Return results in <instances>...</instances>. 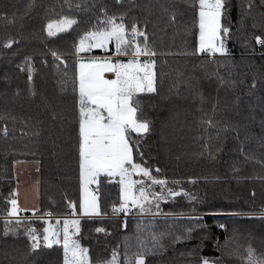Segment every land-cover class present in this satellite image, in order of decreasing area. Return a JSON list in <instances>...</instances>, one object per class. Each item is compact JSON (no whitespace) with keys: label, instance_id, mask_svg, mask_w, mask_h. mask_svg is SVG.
I'll list each match as a JSON object with an SVG mask.
<instances>
[{"label":"trees","instance_id":"1","mask_svg":"<svg viewBox=\"0 0 264 264\" xmlns=\"http://www.w3.org/2000/svg\"><path fill=\"white\" fill-rule=\"evenodd\" d=\"M69 2L87 7L69 10ZM194 3L0 0V264H63L61 245L32 251L27 224H11L15 230L5 235L6 201L17 189L15 164L36 162L39 209L51 212L53 223L68 216L70 201L79 204L74 45L101 7L109 15L124 14L128 24L137 22L157 52L156 91L139 96V115L151 130L138 146L153 175L187 195L161 201L156 216L135 209L111 216L119 204V185L105 178L97 187L101 215L80 218L74 239L89 250L92 264L110 260L114 250L123 264L125 248L134 254L138 240L151 247L153 231L160 236L159 246L145 264H201L205 258L245 264L249 246L264 258V46L255 40L264 37V0H227L225 23L231 31L225 56L193 54L199 33ZM61 15L75 16L77 25L48 37L47 23ZM9 38L17 43L6 49ZM52 51L65 63L55 60ZM39 215L25 211L20 217L30 218V226L42 234ZM97 227L106 232L97 233Z\"/></svg>","mask_w":264,"mask_h":264},{"label":"snow or ice","instance_id":"2","mask_svg":"<svg viewBox=\"0 0 264 264\" xmlns=\"http://www.w3.org/2000/svg\"><path fill=\"white\" fill-rule=\"evenodd\" d=\"M116 2L120 3L121 0ZM73 7L80 10L87 6L69 2V10ZM194 7L198 15L199 45L193 54L227 55L225 40L231 31L230 26L225 23L227 0H195ZM99 12L100 16L79 35L74 45L76 77L73 91L77 104L79 204L77 206L70 201L68 216L71 218H57L54 224L51 212L31 209L34 216L40 214L38 219L44 225L42 234H38L37 229L30 226V218L20 217L21 211L28 209L21 208L18 190H12L6 201L5 235L15 230L9 225L14 223L19 228L22 224H27L25 234L31 241L32 251L40 249L41 245L45 248L61 245L63 264H92L89 250L74 239L80 231L78 215L90 218L101 215L96 194L98 188L93 189L92 185L102 184L105 178L109 183L114 181L119 185V204L112 207L114 215H128L135 209L141 215L156 216L160 214L161 201L183 193L182 189L168 187L167 178L153 175L150 167L143 161V154L138 146L139 138L151 130L150 122L139 115V96L156 91L154 57L157 52L149 43L147 31L139 27L137 22L128 24L124 14L109 15L103 7ZM171 20L175 22V16ZM77 23L75 16L61 15L58 19L49 20L44 30L48 37H55L58 33L68 32ZM255 40L257 44L264 46V37L256 36ZM14 43L17 41L9 38L3 46L10 49ZM94 49L109 54L101 57L90 55ZM51 55L60 63H65L57 52L52 51ZM28 79L32 80L30 61ZM205 123L211 125L212 121ZM4 131L6 134L7 129ZM134 147L136 153H139V159L134 155ZM155 171L159 173L160 169L156 168ZM171 183L179 184V181ZM95 230L97 233L106 232L103 227ZM188 238L190 237H184ZM149 239L152 241L151 247L138 240V250L132 255L128 254L126 247L123 264H145L149 252L159 246L160 236L153 231ZM243 259L245 264H264V258L257 257L250 246ZM100 264H120L118 253L114 250L112 258L101 261ZM201 264L215 262L205 258Z\"/></svg>","mask_w":264,"mask_h":264},{"label":"crops","instance_id":"3","mask_svg":"<svg viewBox=\"0 0 264 264\" xmlns=\"http://www.w3.org/2000/svg\"><path fill=\"white\" fill-rule=\"evenodd\" d=\"M111 47V46H109ZM106 53V52H105ZM108 55V53H106ZM105 56V54L103 55ZM126 59V58H124ZM19 204L22 209H39L40 167L36 162H17L14 167ZM24 212V211H21Z\"/></svg>","mask_w":264,"mask_h":264},{"label":"rangeland","instance_id":"4","mask_svg":"<svg viewBox=\"0 0 264 264\" xmlns=\"http://www.w3.org/2000/svg\"><path fill=\"white\" fill-rule=\"evenodd\" d=\"M198 45H199V33H198ZM96 50H99V49H94L93 51H92V53L94 52V51H96ZM104 53H105V51H103ZM92 53L90 54V55H92ZM106 55V54H105ZM217 55H219V54H217ZM101 56H103V55H101ZM101 56H98V57H101ZM109 75V78H111L110 77V74H108ZM93 189H96L97 187H98V185H92L91 186ZM97 194V193H96ZM98 196V195H97ZM18 202H19V200H18ZM98 203H99V201H98ZM99 207H100V205H99ZM100 211H101V209H100ZM25 212V211H24ZM21 214V213H20ZM64 217H68V218H71L70 216H64ZM64 217H62V218H64ZM83 217H85V216H80V215H78L77 216V218H83ZM86 218V217H85ZM55 223V222H54ZM53 223V224H54Z\"/></svg>","mask_w":264,"mask_h":264},{"label":"built area","instance_id":"5","mask_svg":"<svg viewBox=\"0 0 264 264\" xmlns=\"http://www.w3.org/2000/svg\"><path fill=\"white\" fill-rule=\"evenodd\" d=\"M69 211H70V210H69V208H68V209H67V214H69ZM111 216L121 217L122 215H120V214H118V213L114 215V214L111 212Z\"/></svg>","mask_w":264,"mask_h":264}]
</instances>
